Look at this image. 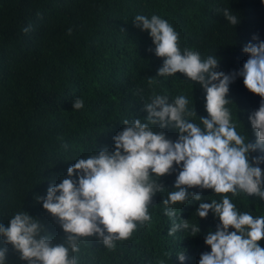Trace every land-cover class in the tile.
<instances>
[{"label":"trees","instance_id":"16d2710c","mask_svg":"<svg viewBox=\"0 0 264 264\" xmlns=\"http://www.w3.org/2000/svg\"><path fill=\"white\" fill-rule=\"evenodd\" d=\"M224 8L240 16L237 25L225 20ZM137 13L166 18L179 32L181 47L202 56L215 52L218 69L226 73L248 58L242 48L253 34L264 40L261 0H0V223L7 225L10 215L23 209L45 224L54 242H61L62 228L36 195L43 196L49 184L60 182L76 156L111 148L120 120L147 115L143 105L153 91L186 94L190 100L192 95L197 115H207L204 91L196 82L191 93L192 85L179 71L154 76L163 58L151 51L148 31L133 23ZM227 95L233 100L228 107L237 131L245 138L248 132L254 141L247 114L259 106L260 96L245 87L241 76L230 83ZM77 96L84 99L83 109L72 108ZM159 130L173 140L177 137L173 128ZM256 155L264 151L251 152L249 159ZM260 167L264 169V162ZM176 174L159 180L171 189ZM166 188L152 198L149 225L117 241L113 249L94 236L84 238L79 264H198L200 253L210 250L204 235L215 230L218 218L211 210L206 217L196 216L198 202L182 205L180 215L190 224L198 222L201 232L169 236V218L160 203ZM191 190L205 202L223 195L198 186ZM232 199L241 211L264 215L259 197L241 193ZM258 243L264 247V238ZM6 247V264H27L11 244ZM182 250L183 262L176 255Z\"/></svg>","mask_w":264,"mask_h":264},{"label":"clouds","instance_id":"9594fccd","mask_svg":"<svg viewBox=\"0 0 264 264\" xmlns=\"http://www.w3.org/2000/svg\"><path fill=\"white\" fill-rule=\"evenodd\" d=\"M222 13L229 24L240 22L230 8ZM132 20L148 31L154 45L151 51L163 58L154 76H173L179 71L192 85L191 93L196 82L204 91L207 115H197L192 95L190 100L186 94L153 91L143 105L147 115L120 120L122 127L113 134L111 148H95L86 158L76 156L60 182L49 184L43 196L36 195L62 228V241L54 242L45 224L21 209L10 215L7 225L0 223V264L7 262V244L27 264H79L80 245L93 236L107 249L115 248L117 241L151 223L152 198L166 188L159 178L173 171L177 173L173 186L166 188L167 195L160 202L170 222L167 234L201 232L198 222L190 224L180 215L182 205L198 202L196 216L206 217L211 210L218 218L215 230L210 228L204 235L210 250L200 253L198 264H264V247L258 243L264 238V215L241 211L232 199L243 193L264 200V169L260 167L264 155L249 159L251 152L264 151V40L253 34L242 48L248 58L239 69L226 73L218 69L215 52L202 56L198 50L181 47L179 32L166 18L137 13ZM237 76L261 98L259 106L247 114L254 141L248 132L245 138L237 131L228 107L233 102L227 95L229 85ZM84 106L82 97L73 99V109ZM165 127L177 131L176 139L159 130ZM194 186L223 195L205 202L199 192L191 190ZM176 255L185 261L183 250Z\"/></svg>","mask_w":264,"mask_h":264}]
</instances>
